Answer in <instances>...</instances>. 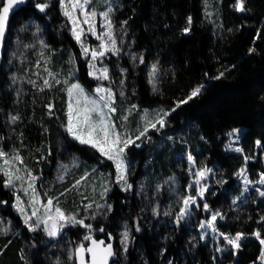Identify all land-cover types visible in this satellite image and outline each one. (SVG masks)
Returning a JSON list of instances; mask_svg holds the SVG:
<instances>
[{
	"label": "trees",
	"instance_id": "1",
	"mask_svg": "<svg viewBox=\"0 0 264 264\" xmlns=\"http://www.w3.org/2000/svg\"><path fill=\"white\" fill-rule=\"evenodd\" d=\"M113 1L112 19L121 52L107 62L112 75L124 78L133 103L149 110L166 111L168 115L154 137L142 136L126 148L133 156L128 165L134 170L130 177L132 188L122 190L115 179L112 180V190L108 193L112 205L103 217L104 230L95 231L96 235L118 242V258L113 264H264L259 263L263 252L260 241L264 239V198L256 203L248 202L240 211L233 207L228 193L213 190L207 194L209 205L222 213L219 229L229 234L246 235L237 258L230 254L225 255L226 260L219 261L213 257L209 245L193 241L195 228L185 222L176 223L175 216L168 217L167 222L156 219L150 212V203L144 196H138L134 188L142 175L152 180L177 176L180 182L186 183L178 153L187 146L202 165L219 166L230 184L235 173L246 164L245 157H256L257 141L262 145L260 156L258 162L251 160L249 165L262 166L264 0H245L246 12L234 7L236 0ZM206 1L216 4L213 18L207 15ZM37 3H47L48 7L40 11L35 7ZM189 17L191 28L184 32ZM31 19L42 28L44 40L40 52L36 55L27 49L24 62L15 58L11 65H6L9 55L6 44L4 60L0 63V147L9 154L19 152L29 169L41 176V172L47 174L55 168L62 140L68 143L69 149L61 158H68L75 152L87 160L96 154L95 159L105 160L102 167L111 169L113 175V161L71 139L64 129L68 121L69 82L79 79L92 90L93 81L87 76L58 0H25L12 17L8 39L13 38L20 23ZM152 64H158L161 72L155 86L149 83ZM120 66L124 73L117 71ZM49 71L59 81L50 80V88L43 85ZM220 73L224 75L215 79ZM69 74L68 81L63 80ZM199 85L204 87L197 97L176 106ZM112 87L115 89L118 85L114 83ZM14 116L19 119L13 121ZM116 119L118 121L117 116ZM239 127L245 129L242 136L244 154L225 149V134ZM177 138L182 140L174 142ZM141 140L143 145L139 148ZM134 159L138 160L135 166ZM68 185L69 182L65 184ZM70 191L64 196L65 204L67 208H75L77 201L75 203ZM169 192L163 189L159 193L161 202L176 201ZM14 197L13 190L5 187L0 170V215L13 223L11 232L0 234V264H74L67 252L82 243L86 229L66 227V242L59 240L56 245H50L43 232L29 230L21 214L14 209ZM177 203L173 205L175 213L181 208ZM127 224L133 241L123 253L118 234ZM256 232L260 233L259 238L254 236Z\"/></svg>",
	"mask_w": 264,
	"mask_h": 264
},
{
	"label": "rangeland",
	"instance_id": "2",
	"mask_svg": "<svg viewBox=\"0 0 264 264\" xmlns=\"http://www.w3.org/2000/svg\"><path fill=\"white\" fill-rule=\"evenodd\" d=\"M2 1L0 0V7H2ZM49 1L50 0H44ZM53 1V0H51ZM218 0H215V2ZM238 0H236L234 7L237 9ZM59 8L62 13V15L67 19V22L70 27V34L72 38L75 40L79 53H80V59L81 62L84 63L85 69L87 71L88 78L93 81V89L89 90L87 87H85L79 79L75 81H70L67 90L71 88L73 85H78L82 90L83 93L92 100H98L99 97L102 95L101 93H97L95 89L97 87H104V88H110L113 93H115V100L113 106L116 108L115 113L110 114L111 122L115 125V128L117 131H119L122 134V137L126 133L128 137H130L134 142L137 140V136L140 132L144 130L145 127V110L147 112V120H150L152 122H155V119L157 117V114L161 112V110H149L148 108H144L139 106L137 103H133L131 101L132 95L129 94L126 90V84L124 78L120 79L119 77H116V75H112L109 60H113L112 57H116L120 55V45L119 40L116 34L115 25L112 19V11L109 14V19L112 24V31L116 40V47L118 49V52H107L106 55L103 58H97L95 61L91 59L90 54L85 55L83 52L84 47H88L91 49H98L101 41L97 39V35H103L107 31L106 22L104 20V17L101 15L104 11H106L109 7L113 9L114 1L113 0H89V4L87 5V10L91 11L94 10L97 15L93 19V24L95 25L96 29V35L90 33L87 31L88 25L83 23L84 20V13L80 10H76V14L81 21V26L84 29V33L81 37L80 41H77L75 39V36L72 33V22L71 20L64 15V9L62 7V0H58ZM63 3L65 4H71V0H63ZM214 4V5H213ZM244 11L240 12H246V3L244 0ZM206 12L209 18L215 17L216 13V4L212 3L211 1H206ZM13 34L12 39H8L7 45H8V60L5 63L6 65H11L13 59L16 58V60H19L20 62H24L26 59V55L28 54L29 50L31 49L34 51V54H38L41 50V44L43 43V36L41 34L42 28L37 23V21L31 19L27 20L23 23L19 24ZM38 35V36H37ZM107 39V38H106ZM123 55V54H122ZM25 57V58H24ZM136 59V56H135ZM134 59V60H135ZM4 60V59H3ZM3 60L1 62H3ZM24 60V61H23ZM0 62V63H1ZM30 62V60L28 61ZM92 65H95L93 68ZM158 67V64H156ZM106 67L108 69V79H103L100 73V69ZM159 69V67H158ZM95 71L96 75H92V73ZM117 71H120L122 73L123 69L122 67H118ZM151 71V68H150ZM20 72V71H19ZM160 69L156 74L155 77V83H153V78L149 74V83L152 85H156L160 78ZM66 78L63 80L68 81V79L71 77V74L66 75ZM45 79H50L48 76H45ZM65 81V82H67ZM116 83L118 85L117 88H113L112 84ZM68 93V91H67ZM75 102V98H73V103ZM69 103V95L67 99V104ZM68 106V105H67ZM135 106V107H134ZM131 109V112L129 110ZM105 113L108 112L107 109H104ZM166 112V111H163ZM116 116L118 117V121L116 119ZM127 116V119L124 120L123 117ZM166 117V116H165ZM164 117V119H165ZM93 118H96V114H94ZM68 124V121H67ZM67 124L64 126L66 134L68 133V136L71 139L76 140L67 130ZM162 127H160L157 124L156 128H148V131L145 133V137H154V132L159 133ZM244 128H234L227 132L225 134V149L228 151L236 152L239 154H244V148L242 146V136L244 132ZM133 132L136 134L133 135ZM142 137V136H141ZM140 137V138H141ZM126 138V137H124ZM179 139L182 140V138H177L174 142H179ZM78 143H80L78 140H76ZM67 142L60 141L59 142V152H58V161L55 164V168L47 174H43L41 172V176L38 174L33 173L28 165L24 162L23 164L14 163L12 167L19 168L21 171L18 173L20 175H25L26 172L30 171L33 176L38 177V179L35 181L36 190L38 193V199L40 200V203L36 205L37 208L40 209V215H43L44 212V206L47 203V200L51 198L53 200V211L55 207H59L66 215H75L77 219H83L85 224H90L91 229L86 228L82 225L76 224V225H68L65 226L60 233L55 237H49L47 234L43 231V228L38 229L34 232H43L46 236V242L50 245H56L57 242H60L59 240H65L66 242V231L65 228L69 226H76V227H82L85 228V234L82 237V243L85 245L87 242H89L90 239L85 240V236H90L93 238L96 236V232H100L101 229L104 230V218L106 213L111 208L112 203L110 200H108V193L110 190H112V180L115 179L117 186L122 190H128L132 188V185L130 184V177L133 176L134 170H132L128 165L131 163L133 156L131 153H128L125 149L123 154L124 163L126 165L125 170V179L124 180H118L117 179V171L115 167V173L112 175V170H108V168H104V164H106L103 160L102 162H99L97 159H95L94 154L92 157L90 156V160H83L79 157L77 153H70L68 158H61L62 153L68 152ZM81 144V143H80ZM132 144V143H131ZM129 144V145H131ZM177 144V143H176ZM85 145V144H83ZM143 142L142 140L138 143V147H142ZM66 146V147H65ZM90 148H93L91 145H88ZM67 148V150L65 149ZM257 153L255 158H249L246 160V164L242 166L236 173L234 177V181L231 182V184L228 182V180L225 178V175H223L222 170L219 166L215 164H205L202 165L199 163L196 159V157L193 154V150L191 147H185L178 153V162H180V170H184V176H186L187 180L186 183H182L177 179V176H171L170 178L162 179V180H152L150 176L142 175L138 181L135 191L138 196H144L147 201L150 203V212L151 214L161 221L167 222L169 220L168 217L175 216V222L176 217L178 216L181 208H183V199L187 198L188 196L195 197V203L190 205L189 214L185 216L182 220H180L179 223L185 222L189 225L191 228H195L192 230L193 232V241H201L204 244H207L210 246L211 252L213 254V257L216 259H219V261L226 260L225 255L233 254L235 258L238 256V250L241 247L242 242L246 239V235L244 234L243 238L240 241V247L239 249L234 248L232 245H229L227 241L224 239V236H221L220 234L223 233L225 236H235V234H229L225 231H222L219 229L218 221L219 217L217 216L216 221L214 222L215 230H213L211 225H208L207 222L211 220V216L215 213H220L219 209L212 208L207 199L206 196L210 191H224L228 193L231 203L233 204V207L236 210L243 211L246 207V204L248 202H257L260 199H263L264 196H261L260 193L264 192V183H261L260 181L264 179V176L261 174L264 173V161L262 163L261 167H258L256 164L255 166L251 167L249 165V162L252 160L254 162H258L259 159V150L262 148L261 143L257 144ZM93 151H98V149L93 148ZM199 150V148H197ZM236 149H242V151H236ZM0 150L5 152L1 147ZM96 151V152H97ZM7 153V152H5ZM19 154V152L13 151L11 154H8V157L10 158L14 154ZM93 154V152H91ZM21 156V154H19ZM189 156H191L193 159L189 160ZM22 157V156H21ZM107 158V157H106ZM258 158V159H257ZM93 160V161H92ZM194 161V162H193ZM114 162V161H113ZM138 163L137 159L133 160V166H135ZM148 161L144 163V166H146ZM115 166V162H114ZM3 158H0V168L3 169ZM209 169L210 171L207 173V175L204 178H199L197 173L198 171L202 169ZM241 169L245 170V175H237L241 171ZM99 170V171H98ZM2 174L3 171L1 170ZM4 176V174H3ZM62 177V179H61ZM5 182H6V177ZM112 178V179H111ZM245 178L247 180L251 181L250 184H248L245 187ZM197 180H199V183H197ZM77 181H80L79 185H77ZM217 181H221L222 183H217ZM69 182V185L66 187L65 184ZM21 181H17L15 187H9L13 190L14 196L16 197L17 194L20 195L21 199L24 202V205L28 209V214L31 213L32 205L29 203V194H25L23 189L21 188ZM129 185L131 187H129ZM6 187V186H5ZM24 187H27V184L24 183ZM65 187V188H63ZM201 187H204L206 190L204 191L203 196L201 197L198 195L199 190ZM72 189V191H70ZM163 189L170 190L169 196H174L176 201H167L166 203L161 202V199L159 197V193L163 192ZM71 192L72 197L75 199V203L77 207L75 208H67V204H65L64 196L66 193ZM14 197V198H15ZM68 199V197H67ZM70 200V198L68 199ZM235 201V202H234ZM2 202V201H1ZM175 202L178 205L181 204V208L179 210L175 211L174 204ZM16 203V200L14 201V205ZM68 203H71L68 201ZM208 205V209L206 210L204 208V205ZM2 206H5V202L3 201L1 203ZM13 205V206H14ZM87 205H91V207H87ZM15 210H17L14 207ZM18 211V210H17ZM19 212V211H18ZM20 213V212H19ZM167 213V214H166ZM21 214V213H20ZM175 214V215H173ZM222 214V213H220ZM23 220L24 215L21 214ZM36 218L33 217V221ZM97 223L101 226H98ZM178 223V224H179ZM201 224H205L206 226L204 228L201 227ZM129 224L125 225L123 229L119 230V248L123 253H126L130 247L132 246L133 241V235L131 234V229L128 226ZM13 223L10 219H7L6 217H3L0 215V234H5L3 229H7L6 232L9 233L12 231ZM128 233V239L126 242V245L122 243V240L124 239V233ZM241 233V232H239ZM255 236V235H254ZM256 237V236H255ZM117 239V238H116ZM197 240V241H196ZM25 241V240H24ZM50 241V242H49ZM26 242V241H25ZM54 243V244H52ZM118 243V242H117ZM126 248V250H125ZM75 250L74 248H69V258L73 260L74 264H76L75 259ZM263 252H264V244H263ZM56 263H59L58 261ZM259 263H264V261L259 260Z\"/></svg>",
	"mask_w": 264,
	"mask_h": 264
},
{
	"label": "snow or ice",
	"instance_id": "3",
	"mask_svg": "<svg viewBox=\"0 0 264 264\" xmlns=\"http://www.w3.org/2000/svg\"><path fill=\"white\" fill-rule=\"evenodd\" d=\"M24 0H4L2 7H0V47L3 46L5 32L8 24L9 13L13 10L14 6L23 3ZM89 4V0H71V4H65L62 0V7L64 9V15L67 16L72 22V33L75 36L77 41L81 40V37L84 33V29L81 26V21L79 20L76 10H80L84 13L83 23L88 25L87 31L96 35L95 25L93 24V19L97 15L94 10H87V5ZM40 11H44L47 7V3H37L35 5ZM237 10L244 11V0H238L237 2ZM112 11L111 7H109L106 11L101 13L106 22L107 31L103 35H97V39L101 41V44L98 49H89L88 47L83 48V52L85 55L91 56V59L95 61L98 57L103 58L107 52H118L116 47V40L112 31V24L109 19V14ZM191 17L188 18V27L184 29V32H188L191 28ZM107 38V39H106ZM253 51V49H250ZM135 59V57H134ZM140 61L143 62V57H140ZM94 68L95 65H92ZM47 71V69H46ZM101 76L103 79H108V69L106 67L101 68L100 70ZM159 71L156 64L151 65L150 76L153 78V83H155V77L157 72ZM92 75H96L95 71ZM224 73H220L219 76L215 77V79H219L223 76ZM48 76L52 78L56 83H59L58 80L55 79V74L52 72H48ZM43 85L45 87H52V84L49 82V79H45L43 81ZM203 85H199L195 87L188 96L177 102V107L181 104H186L188 101L197 97L202 89ZM69 95V103H68V124L67 130L68 132L81 144L91 145L93 148L98 149V151L104 156L107 157L108 160L115 162V167L117 171V179L124 180L125 179V170L126 165L124 163L123 154L125 149L129 146V144L134 143V141L127 136L125 133L122 137V134L116 130L115 125L111 122L110 114L116 112V108L113 106L115 100V93L112 92L110 88L97 87L95 91L97 93H101L102 95L98 100L89 99L84 93L83 90L78 85H73L68 90ZM73 98H75V102L73 103ZM51 107V105H49ZM135 107V106H134ZM104 109H107L108 112L105 113ZM174 110V109H173ZM131 112V109L129 110ZM96 114V118L93 116ZM167 112H163L161 110L160 113L157 114L155 122L147 120V112L145 110V127L142 132L139 133L137 139L141 136H144L148 131V128H156L157 124L160 127H163L165 124L164 117L167 116ZM19 119V117H12V120L15 121ZM124 120L127 119V116L123 117ZM126 137V138H124ZM257 144L260 142L257 141ZM236 151H242V149H236ZM0 158H3V171L4 176L7 178L5 182L6 187H15L17 181H21V188L24 193L29 196V203L32 205L31 213L28 214V209L24 205L23 200L20 195L17 194L15 197L16 203L14 207L24 215V222L27 224L30 231H37L38 229L43 228V231L49 237L57 236L60 231L68 225H82L86 228L91 229L90 224H85L83 219H77L75 215H66L58 206L55 207L53 211V200L49 198L47 200L46 205L44 206L43 215H40V209L36 207L40 200L38 199V193L35 186V181L38 177L33 176L30 171L26 172L25 175L18 174L21 169L13 168L12 165L14 163L23 164V158L17 153L12 155L10 158L8 154L0 150ZM193 158L189 156V160ZM247 160L248 158L245 157ZM194 162V161H193ZM209 169H202L198 171L197 175L199 178H204ZM237 175H245V170L241 169ZM264 176V173L261 174ZM62 179V177H61ZM264 183V179L260 181ZM24 183L27 184V187H24ZM79 185L80 181L76 182ZM199 183V180H197ZM217 183H222L221 181H217ZM245 187L251 183V181L245 178ZM129 187H131L129 185ZM206 189L201 187L198 195L201 197L204 194ZM261 196H264V192L260 193ZM235 202V201H234ZM195 203V197L188 196L183 199V208H181L178 216L176 217V223H179L185 216L189 214L190 205ZM87 207H91V205H87ZM204 208L207 210L208 205L205 204ZM167 214V213H166ZM222 214L215 213L211 216V220L207 222L208 225H211L213 230H215L214 222L217 219V216ZM33 217L36 219L33 221ZM264 219V218H262ZM206 225L201 224V227L204 228ZM6 233L8 230L3 229ZM101 231H103L101 229ZM224 236V239L227 241L229 245H232L234 248L239 249L240 241L243 238V233H237L235 236H225L223 233L220 234ZM254 235L259 238L260 233L256 232ZM85 240L91 239L90 236H85ZM128 239V233H124V239L122 243L126 245ZM261 244H264V239L260 241ZM104 244L103 241L97 242L96 240H92V246L85 248L83 244H80L75 252L79 256V264H88L85 259V254H91V262L90 264H108L109 257L113 256L114 253L112 251V245L108 244L106 247H102ZM126 250V248H125ZM260 260L264 261V252L261 253Z\"/></svg>",
	"mask_w": 264,
	"mask_h": 264
},
{
	"label": "water",
	"instance_id": "4",
	"mask_svg": "<svg viewBox=\"0 0 264 264\" xmlns=\"http://www.w3.org/2000/svg\"><path fill=\"white\" fill-rule=\"evenodd\" d=\"M24 2H25V0H24ZM24 2L14 6L13 10L10 11V13H9V19H8L6 32H5V38H4L3 46L0 47V62L4 59V55H5V51H6V44H7V40H8V36H9V30H10L12 17L24 5ZM92 240H96L97 242L103 241L104 244L102 245V247H106L108 244H111L112 245V251H113L114 255L109 257L108 264H113V262L115 260H117V258H118L117 257V241L115 239H111L110 241H107L104 237L94 236L93 238H91L89 240V242H87L84 245V247L85 248L91 247L92 246ZM75 259H76V264H79V256H78V254H76V252H75ZM85 259L88 262V264H90L91 254L86 253Z\"/></svg>",
	"mask_w": 264,
	"mask_h": 264
},
{
	"label": "flooded vegetation",
	"instance_id": "5",
	"mask_svg": "<svg viewBox=\"0 0 264 264\" xmlns=\"http://www.w3.org/2000/svg\"><path fill=\"white\" fill-rule=\"evenodd\" d=\"M96 236H98V237H102V236H100L99 234L98 235H96ZM110 241V240H109Z\"/></svg>",
	"mask_w": 264,
	"mask_h": 264
}]
</instances>
